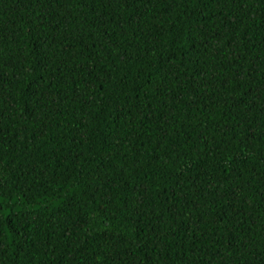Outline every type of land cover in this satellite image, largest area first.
Instances as JSON below:
<instances>
[{"label":"trees","instance_id":"16d2710c","mask_svg":"<svg viewBox=\"0 0 264 264\" xmlns=\"http://www.w3.org/2000/svg\"><path fill=\"white\" fill-rule=\"evenodd\" d=\"M0 264H264V0H0Z\"/></svg>","mask_w":264,"mask_h":264}]
</instances>
